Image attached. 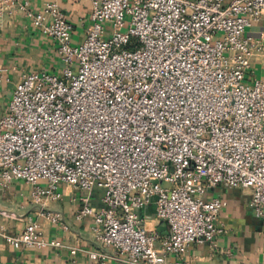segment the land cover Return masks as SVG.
<instances>
[{
	"label": "built area",
	"instance_id": "1",
	"mask_svg": "<svg viewBox=\"0 0 264 264\" xmlns=\"http://www.w3.org/2000/svg\"><path fill=\"white\" fill-rule=\"evenodd\" d=\"M29 4L0 0V17L23 11L57 43L63 68L16 84L0 116V188L23 179L37 202L60 199L63 183L80 190L75 217H93L103 247L90 256L126 264H167L169 254L185 264L192 244L213 242L224 230V200L207 195L217 186L251 189L264 219V80L247 82L261 48L247 29L264 17V0H92L77 44L60 0ZM151 204L169 233L145 227L139 210ZM45 216L69 229L60 213ZM0 236L62 246L38 220L19 233L0 226Z\"/></svg>",
	"mask_w": 264,
	"mask_h": 264
},
{
	"label": "crops",
	"instance_id": "2",
	"mask_svg": "<svg viewBox=\"0 0 264 264\" xmlns=\"http://www.w3.org/2000/svg\"><path fill=\"white\" fill-rule=\"evenodd\" d=\"M45 1L30 0V8L39 11ZM60 5L73 24L72 42L80 43L92 22V0H60ZM247 35L261 45L252 57L247 73V82L253 83L257 79L264 80V17L247 29ZM62 68L57 43L36 27L23 11L0 17V69H3L0 116L7 112L15 86L25 74L43 69L60 72ZM59 189L62 192L60 199L45 198L37 202L32 186L23 179H14L8 186L0 188V226L9 233H19L30 220H38L47 239L62 242L59 247H16L0 236V264H126L114 258L103 260L90 256L91 251H102L103 247L93 234V217L82 220L75 217L81 206L82 192L66 183ZM207 195L224 200L218 217V224L224 230L213 242L192 244L183 256L184 263L264 264V219L258 218L249 204L251 189L217 186ZM91 204L95 209L102 206V190H93ZM48 210L60 213L69 229L48 219L45 216ZM139 213L148 230L169 233L168 222L157 218L154 204ZM72 248L77 250L75 254L71 253ZM176 260L172 254L166 257L167 264Z\"/></svg>",
	"mask_w": 264,
	"mask_h": 264
},
{
	"label": "rangeland",
	"instance_id": "3",
	"mask_svg": "<svg viewBox=\"0 0 264 264\" xmlns=\"http://www.w3.org/2000/svg\"><path fill=\"white\" fill-rule=\"evenodd\" d=\"M124 30H126V28L124 29ZM163 185L164 186H169L167 183H165V182H163Z\"/></svg>",
	"mask_w": 264,
	"mask_h": 264
}]
</instances>
